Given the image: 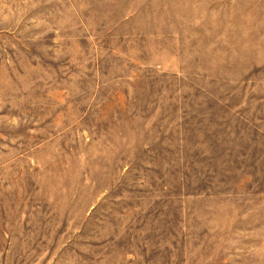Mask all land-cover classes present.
Masks as SVG:
<instances>
[{
    "label": "rangeland",
    "instance_id": "1",
    "mask_svg": "<svg viewBox=\"0 0 264 264\" xmlns=\"http://www.w3.org/2000/svg\"><path fill=\"white\" fill-rule=\"evenodd\" d=\"M0 264H264V0H0Z\"/></svg>",
    "mask_w": 264,
    "mask_h": 264
}]
</instances>
